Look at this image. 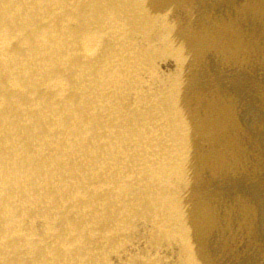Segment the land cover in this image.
I'll return each instance as SVG.
<instances>
[{
  "label": "bare ground",
  "instance_id": "6f19581e",
  "mask_svg": "<svg viewBox=\"0 0 264 264\" xmlns=\"http://www.w3.org/2000/svg\"><path fill=\"white\" fill-rule=\"evenodd\" d=\"M191 4L0 0V264H220L210 238L244 201L192 189L256 168L239 139L218 155L222 94L187 88L224 38L214 14L189 33Z\"/></svg>",
  "mask_w": 264,
  "mask_h": 264
},
{
  "label": "rangeland",
  "instance_id": "374dc122",
  "mask_svg": "<svg viewBox=\"0 0 264 264\" xmlns=\"http://www.w3.org/2000/svg\"><path fill=\"white\" fill-rule=\"evenodd\" d=\"M252 9L260 10V13ZM261 9L264 10V0H192L188 6L194 15L189 22V33L202 36L206 31L210 32L201 19L214 14V18L221 21L216 30H220L224 38L217 43V52L204 50L203 63L189 68L192 72H189L187 88L208 100H217L216 93L222 94V99L217 101L227 105L220 117L226 130L218 144V155L222 156V150H229L239 139L243 144L240 149L243 157L253 159L256 168L249 177L242 175L232 179L205 173L203 182L192 189L190 196L209 200L217 196L226 205H234L238 199L244 201L235 214L227 215L228 228L222 232L214 231L210 238L214 241L212 257L220 264H264V55L259 51V44L254 41L251 44L250 40L256 31L262 30L264 16ZM180 25L186 26L185 21ZM230 37H239L246 49L247 61L240 68L230 69L222 61V43ZM210 105V112H214L215 106ZM242 217L248 222H239ZM228 248L231 252L224 253Z\"/></svg>",
  "mask_w": 264,
  "mask_h": 264
}]
</instances>
